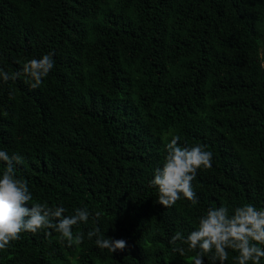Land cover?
I'll return each instance as SVG.
<instances>
[{"label":"trees","instance_id":"obj_1","mask_svg":"<svg viewBox=\"0 0 264 264\" xmlns=\"http://www.w3.org/2000/svg\"><path fill=\"white\" fill-rule=\"evenodd\" d=\"M51 52L39 88L0 81V150L23 157L33 202L100 216L73 227L85 238L72 247L24 232L0 264H190L177 231L209 208H264V0H0V69ZM170 133L213 154L196 205L165 208L149 184ZM97 226L127 248L97 247Z\"/></svg>","mask_w":264,"mask_h":264},{"label":"clouds","instance_id":"obj_2","mask_svg":"<svg viewBox=\"0 0 264 264\" xmlns=\"http://www.w3.org/2000/svg\"><path fill=\"white\" fill-rule=\"evenodd\" d=\"M53 56L54 52H51L39 59L27 60L22 64L21 71L11 74L0 69V81L7 83L23 75L27 78L25 82L32 89H37L54 68ZM169 135L171 139L165 145L162 167L155 169L149 184L157 189V202L165 208L182 199L196 205L198 199L193 181L199 170L212 167L213 154L204 145L183 146L178 143L179 135ZM0 162L5 165L0 175V251L19 240L24 232L36 234L44 231L45 235H51L54 231L68 247L84 241L85 234H74L73 227L88 223L90 215L97 221L99 212L93 215L85 207L65 215L63 206L33 202L28 182L16 175V166L23 163V157L19 153L9 155L7 151L0 150ZM93 237L97 247L111 253L127 248L124 239L106 238L98 226L87 232L89 240ZM169 244L181 256L194 253L189 257L190 264H204L205 257L211 264H225L229 259V250L237 253L234 257L236 264H261L264 258V208L258 209L251 203L238 206L231 213L225 206L209 208L198 219L195 230L186 237L177 231Z\"/></svg>","mask_w":264,"mask_h":264}]
</instances>
